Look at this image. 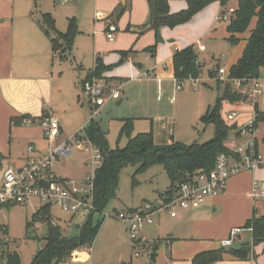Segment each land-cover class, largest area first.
<instances>
[{
	"label": "crops",
	"instance_id": "obj_1",
	"mask_svg": "<svg viewBox=\"0 0 264 264\" xmlns=\"http://www.w3.org/2000/svg\"><path fill=\"white\" fill-rule=\"evenodd\" d=\"M41 1L43 0H34V6L40 5ZM231 1L234 2V5L228 6V4H231ZM237 1L238 0H228L225 10L227 9L226 11L228 12L230 8H235L237 6ZM213 3L211 7L207 6L201 12L197 13L194 19L196 21L201 18L203 19L204 30L201 35L203 38L221 39L225 42L226 54L223 53L221 55L217 65L211 70L215 71L217 69L219 72V68L224 67L229 72L230 67L242 56L248 37L250 36V30L238 35L241 38L240 41L236 45H232L227 39L229 36L227 31L228 23L218 26L221 22H229L223 19H217L224 9L222 0H215ZM94 5L96 10L104 8L109 11L107 14L103 13L104 11H97V14H95V16L97 15L96 18L94 17L92 22L90 21L91 19H89L91 22L90 29H93V35L99 34L98 37H94V66L96 58L99 57L105 65L110 66V69L104 72V75L111 79L109 80L111 84L117 85L123 82L122 96L120 98L122 99L121 104L125 103L126 98H131L135 90H143L142 87H138V89L135 88V85H138L135 84V82L151 83L150 85H145V89H150V86L156 85L157 92L161 94L160 91H162L163 94L164 83L171 81L174 83V92L178 91L175 90L174 79L176 76L174 74L173 57L178 50L192 46L190 43L177 44L175 52L165 57H159L156 64L153 65L154 67L145 68L144 63H136L132 57L137 50V42L141 39L140 34L147 31L149 32L146 42L149 44L146 47L147 49L150 46L157 45V43L153 44L155 38L157 39L158 37L157 32H161L163 27H167L161 26L158 31L151 29L141 33V27L148 22L150 16L149 0H95ZM170 6L171 11L176 12L186 8L187 4L184 0H170ZM28 10L27 2H23L22 0H0V154L3 155L0 166L5 163V165H3L6 166L5 168L10 165L19 166L26 164L40 158L45 152L44 149L38 146V142L28 141V146L26 145L27 154L19 153L21 149L17 142H19L22 136H31V126L35 118L39 117L41 121L44 116L55 115L60 119V135L64 132L66 122L65 113L56 112L54 110L56 96H65L64 93H66L70 112H77L78 108H81L83 105L84 96L82 94V82L88 78L89 70L94 68L85 69L78 63L72 52L71 57L67 59V61H70L69 66L54 75V72L48 69L44 64L43 57V54L46 52V47H48L52 59L56 58L53 56L50 38L43 32L37 20L28 13ZM42 13L44 12L41 11V14ZM69 18L72 17H68V19ZM95 19L99 21L96 23ZM256 20V17L255 19L253 18L250 29L255 27ZM187 23H185L186 25L183 24L184 26L179 25L176 28L184 29L188 27V25H192ZM111 24L117 27L115 31V33L117 32V37L115 36V40L111 42L113 44L115 43L113 45V50L115 52L110 50L109 53L112 54L101 57L98 52L99 48L97 43L103 35L106 36V32H108L109 25ZM58 30L61 31L59 28ZM80 30L81 33L84 32L85 29L81 27ZM153 31L154 35L152 34ZM196 41H198V39ZM131 48L134 52L124 58L122 51H127ZM156 53L157 49L152 55L155 56ZM27 57L31 58L32 61L28 62L26 60ZM123 59L129 62V68H127L128 72L126 71V66H124L125 63ZM198 60L199 62L201 61L199 56ZM119 63H123L122 65L124 66V71L121 73H117L116 67ZM144 72H149V77L142 78L141 74ZM259 79L263 86V90L257 97L256 106L259 110L264 111V68L260 72ZM84 100L86 101V99ZM110 101L116 100H108L103 107ZM234 104L245 106L247 102ZM249 107L251 114L249 113L242 119L239 118L240 121L236 122L240 126L254 114V107L253 109L252 106ZM37 114L40 115L36 116ZM99 114H102L101 110ZM21 117L25 118L22 120ZM123 118L135 119L145 117L139 115ZM30 120L31 122H29ZM97 121L100 123L99 119H97ZM154 125L155 122L152 121L151 127L153 126L155 141L157 136H159V138L164 137L163 140H165H162L163 142L156 141L157 144H166L173 141V139L168 138L164 132H156ZM81 127L82 126H80L79 129ZM262 138H264V133L262 134ZM57 142H59V139H57L55 143ZM48 144L49 146L51 145L50 143ZM30 145L34 146L32 152L29 151ZM259 149L264 154V142L261 144L259 143ZM81 151L86 152V150ZM85 164L89 166L88 158ZM52 171L60 177H69V175L66 174L65 176L57 174L54 169H52ZM88 173L89 172L84 174L81 178L85 177ZM79 178L80 177L76 179ZM257 178H261V180L264 179V163L256 170H252V172L250 170L240 171L231 176L226 190L219 196L209 198L200 207L192 209L178 208V214L175 217L171 216L169 213V218L164 229L161 228L160 220L154 219L155 223L147 225L149 228H147L146 231L143 230L141 235L148 240L155 241L154 250L156 249V257L153 258L152 263H150L147 258H134L135 256L132 254L129 264H193L192 259L197 253L221 247V240L230 237L231 229L245 226L247 220L253 216L254 211H257L260 215H264V203H261L259 208H257L255 205L257 201H254L251 197L252 182ZM169 186L166 189H168ZM165 190L159 192V196L155 199V204L161 205V194L165 192ZM235 194L238 195L239 203L236 208L233 209L230 218H223L229 206L228 203ZM147 203H152V201H147ZM144 205L143 203L142 206L139 207L142 208ZM9 206L11 205L4 207ZM139 207H128L126 209H140ZM162 211L163 209L159 210L156 214L160 216ZM0 224L6 226L9 235L8 225L3 222H0ZM124 225L128 232L127 224L124 223ZM244 232L248 234L245 235ZM251 241L252 233L249 230H244L234 238L233 244L227 248L241 247L247 245V243L251 244ZM253 250L254 256L250 259L240 260L232 257L230 254H226L223 260L213 264H264V243L254 246ZM82 251V256H79L81 260L78 262L87 264V259L90 258L87 251L91 252V250ZM72 258V262L76 263ZM71 260H69V262H71ZM65 264H68V262Z\"/></svg>",
	"mask_w": 264,
	"mask_h": 264
},
{
	"label": "rangeland",
	"instance_id": "obj_2",
	"mask_svg": "<svg viewBox=\"0 0 264 264\" xmlns=\"http://www.w3.org/2000/svg\"><path fill=\"white\" fill-rule=\"evenodd\" d=\"M22 1L27 2L29 9L28 13L31 14L35 20L40 18L41 11L50 12L56 19V26L63 32L68 29V17L74 16L78 23L79 30L81 27L85 30L81 33V30L78 32L72 52L78 63H80L85 69L94 67V37H98L99 34L94 36L92 32L93 29H90V26L94 17L96 18L97 16H95L97 11H104L103 13L107 14V12H109L107 9L102 8L103 10H96L94 5L95 0H43L40 5L35 6L34 0ZM212 3L208 6L211 7ZM229 5L233 6L234 2L231 1V4H228V6ZM196 16L197 14L191 18L189 23H187L192 25H188V27H185L184 29L163 27L161 32L158 31V38H155L153 42V44L157 43V53L155 56L146 49L147 45H149L146 43L149 32L147 31L148 33L145 32L140 34L141 39L137 42V50L132 55L136 63L142 62L145 64V68L151 67L156 64L159 57H165L174 53L177 44L190 43L201 60L202 73L198 77L196 84L193 80H187L184 88L176 92H174L173 82H165L163 94L157 92L156 85L150 86V89H145V85H150L151 83L135 82V84H138L135 85V88L138 89V87H142L143 90H135L132 93L131 98H126L124 104L120 105L118 104L119 100H116L110 101L105 107L100 108L102 114L98 113L99 116L97 115L95 120L97 121V119H99L102 129L107 133L112 148H116L117 146L125 147L127 144L128 139L125 136H122L119 140V134L123 124L122 118L139 115H143L145 118L134 119L135 134L149 131L151 129V123L154 121V129L156 132H164L168 138H172L174 141H182L190 144L193 142L203 143L213 138L214 125L205 124L201 120V117L206 113L210 106H214L217 97L223 93L227 83H231L233 91H235V88L233 82L220 79V74L217 69L214 71V77L210 75V70L217 65L218 59L223 53H225V42L221 39L215 40L203 38L201 35L204 30V22L202 18L196 21L194 19ZM89 19H91V22ZM98 21L99 20H96V23ZM227 23L228 22H221L218 26L226 25ZM152 34L154 35V31ZM115 36L117 37V32L115 33ZM197 39L198 41H196ZM114 44L103 35L97 43L99 48V51H97L100 53V56L102 57L112 54L109 53L110 50L115 52L113 50ZM43 57L44 64L48 69L54 72V75L70 64L69 60H60L58 57L52 59L48 47H46V52L43 54ZM26 60L28 62L32 61L29 57H27ZM124 63L126 71L128 72L127 68H129V62L124 60ZM122 64H117V73L124 71V66ZM100 78L105 79L111 84L109 81L111 79L107 76L103 75V77ZM218 80L223 83H219ZM172 94L175 95L174 99H171ZM64 95L65 96L57 95L56 104L54 105V110L56 112L65 113L66 120L64 132L58 138L59 142L53 143L49 146V142L44 135V130L38 117L33 120L31 136H22L17 144L21 149L19 150V153L27 154L26 145L28 141L38 142V146L45 150L40 156V158H42L50 155V149L67 141L70 142L73 146L72 154L69 156H53L52 169L62 176H65L66 174L72 178H81L84 174L92 170L91 167L85 164L87 158L89 159L90 153L87 151L82 152L76 147L75 135L80 130V126L89 123L94 107L91 108L92 105L84 97L86 101L83 99L82 107L78 108L77 112L72 113L68 106L66 93H64ZM245 102H247V97L237 100L234 103L242 104ZM234 103L232 104L229 100L222 101L221 115L226 121H235L237 119L240 121L239 118L242 119L249 113L251 114V111L249 110V106H252L251 104L247 103L245 106H238ZM236 109L239 110V115L234 120H228V115ZM38 115L40 114H37L36 116ZM45 117L46 116L43 118ZM29 122H31V120ZM258 127V139L260 138L259 143L261 144L263 142L262 134L264 133V123H258ZM234 133L235 131H232L229 135L227 140L228 145L234 140ZM163 138L164 137L159 138V136H157L156 141L163 142L165 141ZM259 152L264 159V154L260 149ZM3 165H5V163H3ZM3 165L0 166V177H2L4 168L6 167ZM137 167L138 165H130L123 169L120 176L117 198L105 208V211L114 212L115 209L123 210L128 207L138 208L139 206H142L143 203L146 204L147 201L155 203V199L159 196V192L164 191L170 185L171 181L168 178L164 167L156 164L151 166L146 172L135 175L139 183L136 186H133L132 180ZM246 170L249 169L242 170V172ZM250 171L252 172V170ZM257 179L261 180V178ZM238 203V195L235 194L234 197L230 199V202L228 203L229 206L223 218H230L233 209L236 208ZM261 203H264V201H257L255 204L256 207L259 208ZM41 206L42 203L35 198L28 203L13 204L9 207H3L0 210V222L6 223L9 227L8 243H4L2 249H0V264H6L8 252L14 250L20 253L22 264H30L38 252V243L40 247L45 244L44 238L46 236V225L43 222L37 221L34 227L30 229L26 228V224L33 220L34 213ZM157 212L154 214V219L160 220L161 228L164 229L169 218V212L166 208H163L160 216L159 214H156ZM52 215L56 222L63 228L66 235L78 234L76 222H79V219H76V222L75 220L73 222L71 215L58 207L52 208ZM82 223H84V221ZM147 228L149 227L146 226L144 231H146ZM34 234L41 239V242L34 237ZM244 234L247 235L248 233L244 232ZM131 242L129 231L127 232L122 221L116 218L106 219L101 224L94 245L78 249L72 258L76 263L71 260V262L68 261V264H82L81 262H78L81 260V257L79 256H82V250H91V252L87 251L90 256V258L87 259V264H129L131 255L133 254ZM144 260L146 261L145 258Z\"/></svg>",
	"mask_w": 264,
	"mask_h": 264
},
{
	"label": "trees",
	"instance_id": "obj_3",
	"mask_svg": "<svg viewBox=\"0 0 264 264\" xmlns=\"http://www.w3.org/2000/svg\"><path fill=\"white\" fill-rule=\"evenodd\" d=\"M184 1L187 4L186 8L172 12L170 0H149L150 16L148 22L141 27V33L151 29L158 31L161 26L173 28L183 25L215 0ZM227 2L228 0H222L224 9L221 11V15L227 13V9L225 10ZM255 17L256 25L250 29ZM37 22L50 38L53 56L60 60L69 59L75 38L80 31L75 17L69 18L68 29L65 32L58 30L56 20L50 12L42 13ZM249 30L250 36L242 56L229 69L228 76L230 78L247 79V81L251 78H259L260 72L264 68V0H238L237 6L230 14L227 39L232 45H236L240 41L241 38L238 35ZM147 50L153 53L156 50V44ZM133 52L134 50L131 48L122 51V55L125 58ZM173 62L174 74L177 78L186 79L190 76L198 78L202 73V64L192 46L178 50L173 57ZM108 69L110 66L105 65L98 57L94 68L89 70L88 77H103L104 72ZM214 73V70L210 71V75L213 77ZM218 82L223 83L219 80ZM245 97L242 92L233 91L231 83L226 84L214 106H210L201 117L205 124L214 125L213 138L203 143L188 144L173 140L171 143L157 144L153 126L149 131L135 134L134 118H123L119 140L125 136L128 139L127 144L125 147L112 148L107 133L101 128L100 123L93 118L90 119L85 126L86 134L103 154V163L95 170L94 177V198L99 212L104 211L117 198L121 172L130 165H138L132 180L133 186L139 183L135 175L146 172L153 165H162L171 185L161 195L171 197L178 182L190 179L197 171L212 170L221 153L234 154L229 148L227 140L232 131H237L239 127L237 123H228L223 119L221 105L223 100L234 103ZM255 116L257 124L264 122V111L259 110L257 106H255ZM24 118L21 117L22 120ZM2 159L3 155L0 154V163ZM125 210L134 211L136 209ZM37 221L46 225L45 244L41 247V251L36 253L30 264H65L71 260L78 249L94 245L103 223L98 213H92L80 225L78 234L66 235L63 228L53 218L51 206L39 208L34 213L33 220L26 224V228L34 227ZM244 227L252 228L251 244L236 248L221 246L202 251L193 257V264H213L223 260L226 254L240 260L250 259L254 256L253 247L264 243V215L254 211L253 216L247 220ZM34 237L41 242L37 235L34 234ZM6 264H22L20 253L16 250L9 251Z\"/></svg>",
	"mask_w": 264,
	"mask_h": 264
},
{
	"label": "built area",
	"instance_id": "obj_4",
	"mask_svg": "<svg viewBox=\"0 0 264 264\" xmlns=\"http://www.w3.org/2000/svg\"><path fill=\"white\" fill-rule=\"evenodd\" d=\"M234 8H230L226 14H219L217 19L229 21L230 13ZM114 24L109 25L106 32L110 42L115 40ZM220 79L234 83V88L242 92L247 97V103L254 107V114L235 131L234 140L228 145L234 154L221 153L215 166L210 171H197L190 179L180 181L176 184L171 197L162 196L161 205L146 203L142 208L134 211L115 210L101 211L97 209L94 198V177L95 170L103 163L102 152L88 138L85 126H82L75 135L76 147L80 150L89 151V166L91 171L83 178L60 177L52 171L53 156H69L73 152L70 142L57 145L50 149V155L35 159L19 166L10 165L4 169L0 178V210L4 206L28 203L32 199H38L42 206L58 207L71 215L74 222L82 224L92 213H98L100 219L105 221L109 218H116L123 221L128 226L131 238L133 255L137 258H147L152 263L155 250V241L142 237L141 233L147 225L155 223L153 214L166 208L171 216L178 214V208L192 209L203 205L209 198L221 195L227 188L228 181L234 174L245 170H256L263 163L264 159L259 152V127L255 121V106L258 95L261 94L263 86L259 78L240 79L230 78L227 70L219 68ZM149 72L141 74L142 78L149 77ZM175 90H181L187 80H193L196 84L198 78L190 76L186 79L175 77ZM245 81H247L245 83ZM123 82L117 85L108 83L105 79L97 76L87 78L82 82V94L90 102L92 110L91 119H95L100 108L108 100H119L122 96ZM162 94V91H160ZM175 95L171 96L174 99ZM239 115V110H233L228 115V120H234ZM238 121H227L236 123ZM28 123L27 121H25ZM40 124L44 130V135L50 144L57 141L60 132V119L55 115L42 118ZM34 146H29L32 152ZM251 197L255 201L264 200V179H254L251 188ZM244 230L252 232V228L235 227L230 231V237L221 240L223 247L233 244L234 238ZM8 243V230L6 226L0 224V249L2 245Z\"/></svg>",
	"mask_w": 264,
	"mask_h": 264
},
{
	"label": "water",
	"instance_id": "obj_5",
	"mask_svg": "<svg viewBox=\"0 0 264 264\" xmlns=\"http://www.w3.org/2000/svg\"><path fill=\"white\" fill-rule=\"evenodd\" d=\"M122 103V99H120L119 101H118V104H121ZM80 225L81 224H77V228H79L80 227ZM249 243H247V245H248ZM41 251V247H40V245H39V243H38V252H40ZM37 252V253H38Z\"/></svg>",
	"mask_w": 264,
	"mask_h": 264
}]
</instances>
